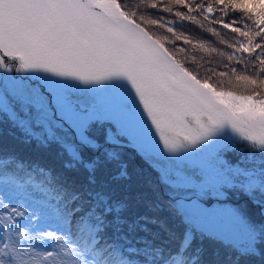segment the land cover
<instances>
[{"label": "snow or ice", "instance_id": "obj_1", "mask_svg": "<svg viewBox=\"0 0 264 264\" xmlns=\"http://www.w3.org/2000/svg\"><path fill=\"white\" fill-rule=\"evenodd\" d=\"M142 4L0 0V264H264V0Z\"/></svg>", "mask_w": 264, "mask_h": 264}, {"label": "trees", "instance_id": "obj_2", "mask_svg": "<svg viewBox=\"0 0 264 264\" xmlns=\"http://www.w3.org/2000/svg\"><path fill=\"white\" fill-rule=\"evenodd\" d=\"M125 3L129 5V10L133 11L139 8V13H143L145 16V19H151L155 18L156 16L164 15L166 18H171L169 14L163 13L159 10H151L146 9L143 4L142 0H125ZM229 19H232V16L229 17ZM178 30H184V29H178ZM186 31V34L192 35L197 39L203 40V41H217L216 46L223 48L222 45L218 44V38L212 36L211 34L204 32L202 35H200L201 30L197 25L189 24L188 29L184 30ZM222 35H225L222 33ZM197 57H199V53H196ZM0 150L4 151H14L18 153L22 158L30 159V160H39L42 164L49 167H59V160L57 157H55L54 153L45 152L43 150H36L34 145L28 146V145H21L18 141L13 140L11 137L6 136H0ZM127 157L130 158V168L131 169H140V172L137 176H134V180H139L141 187L139 188L140 191L146 192L149 196H152V190L147 186L144 181L148 179L155 180V173L151 171L150 168H148L147 165L143 163L138 157L135 159H132L134 157V153H132L130 150L127 151ZM136 190L135 188L133 189ZM162 195V193H161ZM166 199V197H165ZM165 215V214H162ZM169 226L173 227V222L169 221ZM178 233L181 231V229L176 228L175 229ZM154 231H157V229H154ZM160 240H168V237L165 233H160ZM159 242V241H158ZM176 241H171L169 243V247H174ZM207 244V242H206ZM221 261H223V255L220 257Z\"/></svg>", "mask_w": 264, "mask_h": 264}]
</instances>
